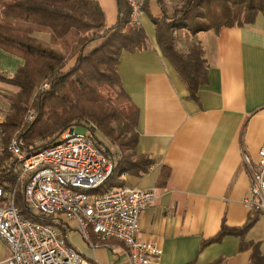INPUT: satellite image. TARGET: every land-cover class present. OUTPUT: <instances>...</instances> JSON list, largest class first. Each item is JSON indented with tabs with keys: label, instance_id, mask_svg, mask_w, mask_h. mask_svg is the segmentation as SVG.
I'll use <instances>...</instances> for the list:
<instances>
[{
	"label": "crops",
	"instance_id": "obj_1",
	"mask_svg": "<svg viewBox=\"0 0 264 264\" xmlns=\"http://www.w3.org/2000/svg\"><path fill=\"white\" fill-rule=\"evenodd\" d=\"M98 1L108 25L115 24L117 0ZM162 3L171 10L180 0H148L141 17L144 47L124 50L118 66L124 88L140 110L137 155L154 160L143 174L118 176L123 185L155 189L154 200L140 216L138 238L158 241L160 264H250L252 247L241 249L242 237L237 234L207 245L203 241L223 224L244 226L253 214L244 199L264 144V13L251 23L219 32L192 35L180 30L177 46L186 50L195 39L207 59L208 82L195 100L157 43L153 18L163 15ZM23 63L0 47V74L11 76ZM4 85L16 88L0 81V89H6ZM62 226L69 242L87 259L122 262L120 242L100 241L94 248L74 224L64 219ZM243 239L258 243L264 255V211H259ZM9 254L0 239V258Z\"/></svg>",
	"mask_w": 264,
	"mask_h": 264
},
{
	"label": "trees",
	"instance_id": "obj_2",
	"mask_svg": "<svg viewBox=\"0 0 264 264\" xmlns=\"http://www.w3.org/2000/svg\"><path fill=\"white\" fill-rule=\"evenodd\" d=\"M117 2L118 19L110 26L98 0H0V47L24 61L15 74H0L1 82L17 88L4 95L0 183L7 193L15 191L17 206L33 221L42 219L29 210L21 191L20 166L8 151L14 137L24 141L23 149L31 155L54 145L69 128L86 127L106 152L120 155L118 166L98 192L122 186L120 173L140 175L154 163L149 156L137 155L140 110L118 70L122 52L143 48L146 35L131 23L127 0ZM162 8L163 15L153 18L157 43L186 83L189 97L198 100L200 88L208 82L205 51L195 39L181 50L180 30L196 35L243 26L264 13V0H180L171 10L163 3ZM98 39L101 43L87 51ZM31 114L35 116L29 121ZM258 213L239 228L223 224L203 245L237 234L242 237L241 249L252 247L250 264H264L259 244L243 239ZM62 224L57 225L62 229Z\"/></svg>",
	"mask_w": 264,
	"mask_h": 264
},
{
	"label": "built area",
	"instance_id": "obj_3",
	"mask_svg": "<svg viewBox=\"0 0 264 264\" xmlns=\"http://www.w3.org/2000/svg\"><path fill=\"white\" fill-rule=\"evenodd\" d=\"M127 2L131 23L142 27L145 0ZM4 95L0 89V141ZM24 145L21 138L14 137L8 151L19 163L18 182L28 208L42 221L25 217L15 202V191L7 193L0 183V239L10 251L0 258V264H99L69 242L57 225L64 219L75 225L91 247H97L91 232L103 244L120 242L124 247L120 264H160L158 241L138 238L140 216L154 200L155 189L122 185L97 191L118 166L119 154L106 152L88 131L77 132L76 128H69L54 145L35 154L28 155ZM259 156V169H252L251 191L244 199L253 214L264 211V144ZM243 159L251 163L245 153Z\"/></svg>",
	"mask_w": 264,
	"mask_h": 264
},
{
	"label": "rangeland",
	"instance_id": "obj_4",
	"mask_svg": "<svg viewBox=\"0 0 264 264\" xmlns=\"http://www.w3.org/2000/svg\"><path fill=\"white\" fill-rule=\"evenodd\" d=\"M1 7H3V4H0V8ZM109 12V11H108ZM101 40L102 39H98V40H96V41H94V42H92L89 46H88V48H87V51H90V50H92L93 48H95V47H97L100 43H101ZM4 87L6 88V89H4L3 91H4V93L5 94H14L15 93V90H16V88H15V90H14V88H10L9 86H7V85H4ZM11 89H13V90H11ZM17 91V90H16ZM4 106H3V110H5V108H7V103H6V101L4 102V104H3ZM76 130H77V132H87V129H86V127H84V126H78V127H76ZM0 147H1V144H0ZM1 150V149H0ZM10 153V152H9ZM11 154V153H10ZM91 237H92V240L95 242V244L97 245L99 242H100V240L98 241V239L96 238V236H95V234L94 233H92L91 232ZM107 247V246H106Z\"/></svg>",
	"mask_w": 264,
	"mask_h": 264
}]
</instances>
